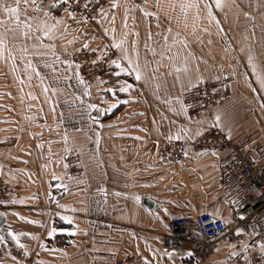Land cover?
<instances>
[{"label": "crops", "instance_id": "crops-1", "mask_svg": "<svg viewBox=\"0 0 264 264\" xmlns=\"http://www.w3.org/2000/svg\"><path fill=\"white\" fill-rule=\"evenodd\" d=\"M69 1L0 0V178L18 189L2 212L0 264H13L16 246L39 264H116L128 254L191 264L173 250L168 221L227 217L226 150L175 160L161 148L212 125L264 145V0H111L90 23ZM17 6L18 23L6 11ZM109 49L118 63L87 85L73 56ZM218 77L226 98L189 122L185 92ZM70 152L85 166L78 178L65 175ZM236 246L218 244L206 264H252L234 258Z\"/></svg>", "mask_w": 264, "mask_h": 264}, {"label": "built area", "instance_id": "built-area-1", "mask_svg": "<svg viewBox=\"0 0 264 264\" xmlns=\"http://www.w3.org/2000/svg\"><path fill=\"white\" fill-rule=\"evenodd\" d=\"M42 1L31 0V8H37ZM111 0H70L68 11L85 22H94L99 13ZM114 49L98 54L90 50L76 52L74 64L87 85L94 84L102 74L117 61ZM227 80L224 77L201 79L184 94V103L189 122H195L209 109L222 102L227 96ZM108 90L103 98L109 99ZM226 150L220 160L221 181L230 210L227 217L208 211H201L192 218L186 215L173 217L168 221V231L173 250L192 257L191 264H206L217 252L218 244L235 243L234 258H249L252 264H264V145L259 136H248L232 140L217 125L205 129L190 141L174 139L162 145L161 152L175 160L188 154H199L211 150ZM65 175L78 178L84 172L81 157L76 153L67 154ZM18 193L16 185L0 178V212ZM247 238L248 244L240 248L239 240ZM36 256L16 246L13 264H39ZM116 264H147L134 254L118 258Z\"/></svg>", "mask_w": 264, "mask_h": 264}, {"label": "snow or ice", "instance_id": "snow-or-ice-1", "mask_svg": "<svg viewBox=\"0 0 264 264\" xmlns=\"http://www.w3.org/2000/svg\"><path fill=\"white\" fill-rule=\"evenodd\" d=\"M217 6H219V0H217ZM6 11H8V12H10V13L17 14V15H16V21H17V23L19 22V15H18L19 8H18V6H17V7H14V8H6ZM0 23H3V21H0ZM45 35H48V33L46 32ZM0 43H2V42H0ZM121 43H122V42H121ZM116 46H117V47H120V44H117ZM112 63H113V64H116V63H118V62L114 60V61H112ZM120 71H121V72H124V71H127V69L124 68L123 66H121V67H120ZM136 76H137V79L140 78V76H139V71L136 72ZM127 90H128V88H121V91H127ZM116 106H117L116 104H112V105H111V108H115ZM93 107H95V105H93ZM111 108L106 109L105 111H110ZM185 114H186V112H185ZM214 120H215V122L219 123V122H220V116H219V115H216V116L214 117ZM198 134H199V133H198ZM228 135H229V138H230V135H231L230 130H229ZM176 138H177V139H180V136H177ZM53 231H55V230H53ZM52 234H53L52 232L49 233V235H52ZM13 236H15V233H13Z\"/></svg>", "mask_w": 264, "mask_h": 264}, {"label": "water", "instance_id": "water-1", "mask_svg": "<svg viewBox=\"0 0 264 264\" xmlns=\"http://www.w3.org/2000/svg\"><path fill=\"white\" fill-rule=\"evenodd\" d=\"M43 5H44V2H41L40 6H43ZM144 202L151 209H154V208L160 206V204L156 203L150 197H146ZM6 221H7L6 215L4 213H0V238L4 237L3 227H4L5 223H6Z\"/></svg>", "mask_w": 264, "mask_h": 264}, {"label": "rangeland", "instance_id": "rangeland-1", "mask_svg": "<svg viewBox=\"0 0 264 264\" xmlns=\"http://www.w3.org/2000/svg\"><path fill=\"white\" fill-rule=\"evenodd\" d=\"M217 126H219V125H217ZM220 127V126H219ZM71 153H76V154H78L79 155V153L78 152H70V153H68V154H71ZM80 156V155H79ZM82 160V159H81ZM82 164H83V166H84V163H83V160H82ZM84 172H85V166H84ZM84 172L82 173V175L84 174ZM81 175V176H82ZM80 177V176H79Z\"/></svg>", "mask_w": 264, "mask_h": 264}, {"label": "trees", "instance_id": "trees-1", "mask_svg": "<svg viewBox=\"0 0 264 264\" xmlns=\"http://www.w3.org/2000/svg\"><path fill=\"white\" fill-rule=\"evenodd\" d=\"M190 258H191V262H192V257L191 256H189Z\"/></svg>", "mask_w": 264, "mask_h": 264}]
</instances>
